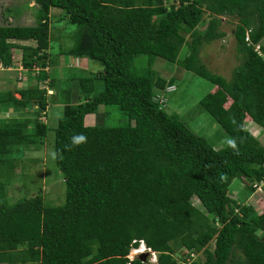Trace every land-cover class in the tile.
<instances>
[{"label":"trees","instance_id":"1","mask_svg":"<svg viewBox=\"0 0 264 264\" xmlns=\"http://www.w3.org/2000/svg\"><path fill=\"white\" fill-rule=\"evenodd\" d=\"M34 1L35 23L0 24V79L17 71L0 88V111L31 113L0 119V168L13 169L15 150L43 143L50 129L40 114L62 94L53 148L65 201L47 205L37 193L9 204L0 180V264H148L128 258L140 240L158 264H264V205L258 211L247 201L253 183L264 180V145L246 127L250 119L264 128V60L252 45L262 43L264 52V0ZM54 7L79 34L55 57ZM223 17L236 20L242 57L228 79L200 57L203 45L225 36ZM143 54L210 82L199 103L230 137L225 146L214 148L155 100L174 77L139 69L134 59ZM67 56L87 68L69 66ZM94 61L99 68L88 67ZM17 64L22 71L12 69ZM65 78L75 80V91L60 86ZM108 107L127 122L102 124ZM93 114L97 123L87 125ZM234 179L245 183L237 198L230 195ZM176 247L188 250L182 261Z\"/></svg>","mask_w":264,"mask_h":264},{"label":"rangeland","instance_id":"2","mask_svg":"<svg viewBox=\"0 0 264 264\" xmlns=\"http://www.w3.org/2000/svg\"><path fill=\"white\" fill-rule=\"evenodd\" d=\"M36 8L37 5L34 0H0V24H33L35 23ZM62 14V9L54 7L50 10L49 53L51 56L54 55V57L57 56L60 50H66L72 47L79 35L78 28L75 25L66 22L64 19H58ZM222 22L221 28L225 31V36L203 45L200 51V57L209 70L219 73L228 79L233 68L241 62L242 57L236 50L233 36V28L236 20L223 17ZM19 57L20 55L18 53L17 58L19 59ZM68 61L69 66L87 68V64L82 58L73 59L67 56L63 59L64 63ZM134 62L139 69L147 65V67L151 68L157 75L163 78L169 79L174 77V87H176V89L165 94L166 98H163V100H166L164 106L169 114L177 115L191 130L206 138L216 149L225 146L229 142L230 137L222 127L208 115L199 103L200 99L211 88L209 81L161 57H149L143 54L136 56ZM60 66L63 67V63L58 64V67ZM90 66L88 67L91 69L100 67L99 63L96 61L91 62ZM14 68L18 71H22L19 64L12 67V69ZM16 73L17 71L15 70L11 71L10 74L8 72H3L0 79V88L9 85L7 83V78H15ZM20 74L21 73H19V75ZM55 74H61V72H56ZM72 81L65 78V81L63 80L60 86L64 89L69 87L71 83L70 88L72 87V90L75 91V80ZM12 84L13 83H11V85ZM21 85L20 82L18 86L20 87ZM48 92L50 93L51 90H48ZM15 96L19 98L18 93H15ZM59 97L61 99L62 94L57 95V99L51 102L52 104L48 107L46 114H40L39 119L46 121L50 129L46 138H44L45 140H42L43 143L23 146L22 149L15 150L14 156L11 157L13 169L10 165L8 167L6 164L1 165L0 180L6 183L4 186L5 199L9 204L37 193L43 196L47 205L57 206L63 204L65 201V183L55 163L53 148L54 128L57 118L62 115L63 108H65L64 104L59 100ZM76 101L77 99L74 98L70 102L75 103ZM104 110H106L105 106L99 107V112H105ZM107 110V115H105L106 117L102 124L119 125L127 122L126 115L122 111L112 107H108ZM26 114L30 115L31 113H6L0 111V119L8 120L12 118L28 117ZM89 116H91V118L93 117L92 122L86 119L85 123L87 125L96 124L95 114ZM246 127L264 145V128L256 125L250 119H247ZM9 168L11 169L9 170ZM1 171L9 173L8 175H6V173L1 174ZM244 188V182L234 179L230 186V195L237 198L239 195H242L241 193H243ZM247 201L253 203L255 208L261 211L264 205V189L263 191L252 193ZM192 202L195 206L200 207L196 197L192 198ZM209 246L213 247V241L209 243ZM187 251L188 250L184 247H176L173 254L174 258L178 261H182L181 257H183ZM149 256L151 257V253L146 254L145 259L147 260ZM194 257L198 258L201 262L203 261V255L201 253L195 254Z\"/></svg>","mask_w":264,"mask_h":264},{"label":"built area","instance_id":"3","mask_svg":"<svg viewBox=\"0 0 264 264\" xmlns=\"http://www.w3.org/2000/svg\"><path fill=\"white\" fill-rule=\"evenodd\" d=\"M245 40L249 43V44H251V41H250V39H249V35H248V32H246V37H245ZM261 44L262 43H255V44H252L253 45V50L259 55V56H261L262 57V59L264 60V52L262 51V49H261ZM172 90H174V86L173 85H171V86H167L166 88H165V91L166 92H170V91H172ZM163 98H166L165 97V95H164V92H162V93H160V94H158L157 96H155V100H157L158 102H159V104L161 105V106H164V104H165V101L166 100H163ZM253 187H255V190H254V192H256V191H263V189H264V180H262L261 182H259V183H253ZM253 192V193H254ZM142 252V249H132L131 251H130V253H129V255H128V258L129 259H133L135 256H137L138 254H140ZM147 252L148 253H151V257L149 256V260L147 259H145L146 260V263H148V264H158V262H157V252L156 251H152V250H150V248H147ZM132 255V256H131ZM151 258V259H150Z\"/></svg>","mask_w":264,"mask_h":264},{"label":"clouds","instance_id":"4","mask_svg":"<svg viewBox=\"0 0 264 264\" xmlns=\"http://www.w3.org/2000/svg\"><path fill=\"white\" fill-rule=\"evenodd\" d=\"M147 248H148V247L144 244V242H143L142 240H140V241H139V245H138V247H136V248H131V250H132V249H142V252H141V253H147V254H148V252H147ZM131 250H130V251H131ZM150 250H151V249H150ZM129 253H130V252H129ZM141 253H140V254H141ZM138 255H139V254H138ZM138 255H137V256H138ZM144 260H145V259H144Z\"/></svg>","mask_w":264,"mask_h":264},{"label":"water","instance_id":"5","mask_svg":"<svg viewBox=\"0 0 264 264\" xmlns=\"http://www.w3.org/2000/svg\"><path fill=\"white\" fill-rule=\"evenodd\" d=\"M146 254L147 253H141L138 256L141 257L142 261H144Z\"/></svg>","mask_w":264,"mask_h":264}]
</instances>
